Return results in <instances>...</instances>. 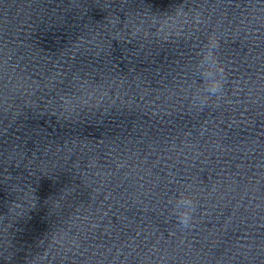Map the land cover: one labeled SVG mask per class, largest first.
Segmentation results:
<instances>
[{
	"label": "water",
	"instance_id": "1",
	"mask_svg": "<svg viewBox=\"0 0 264 264\" xmlns=\"http://www.w3.org/2000/svg\"><path fill=\"white\" fill-rule=\"evenodd\" d=\"M0 264H264V0H0Z\"/></svg>",
	"mask_w": 264,
	"mask_h": 264
},
{
	"label": "clouds",
	"instance_id": "2",
	"mask_svg": "<svg viewBox=\"0 0 264 264\" xmlns=\"http://www.w3.org/2000/svg\"><path fill=\"white\" fill-rule=\"evenodd\" d=\"M219 42L215 45L208 43L201 49L198 61L193 68L200 74L202 87L198 92L188 96L190 110L203 111L205 108L219 103L224 97V85L227 77L216 53ZM168 215L172 216L178 230L189 231L196 226L197 204L191 190L180 188L168 200Z\"/></svg>",
	"mask_w": 264,
	"mask_h": 264
}]
</instances>
